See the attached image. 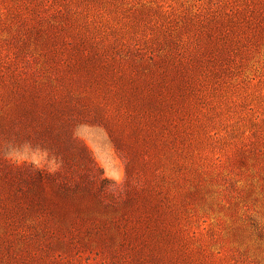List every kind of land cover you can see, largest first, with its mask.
<instances>
[{
	"label": "rangeland",
	"instance_id": "obj_1",
	"mask_svg": "<svg viewBox=\"0 0 264 264\" xmlns=\"http://www.w3.org/2000/svg\"><path fill=\"white\" fill-rule=\"evenodd\" d=\"M249 6L0 0V264H264ZM217 17L228 51L209 59L194 26ZM172 55L201 57L196 86Z\"/></svg>",
	"mask_w": 264,
	"mask_h": 264
},
{
	"label": "trees",
	"instance_id": "obj_2",
	"mask_svg": "<svg viewBox=\"0 0 264 264\" xmlns=\"http://www.w3.org/2000/svg\"><path fill=\"white\" fill-rule=\"evenodd\" d=\"M251 3L253 6H249L247 11L248 13L250 12V14L246 15L244 13V16H246L248 20H255L258 23L264 21V0H251ZM14 7V13L16 18H18V21H25L27 17L24 14L20 4L17 2L16 6ZM254 9L255 14L252 12ZM231 22H233L231 17H227L226 19L217 17L208 21H198V23L195 24V36L200 38V43L198 44L203 56L208 55L209 59L210 57L217 59V54H224L228 51V47L215 41L217 40V37L214 36L213 33L215 34L216 32H220L221 34V32H223L222 35L225 33L224 36H226L228 33V28L226 27L229 26ZM206 35L209 39H206ZM234 39L235 38L229 41L232 42ZM199 60L202 61L200 56H197L196 60H193V58H188L187 61H184L181 58H177L175 55H172L171 58H165L162 61L168 64H174V66L181 71L182 77L184 78V76H186L189 79L187 84L192 87L193 85L196 86L195 84H197V81H200L201 76L204 73V66L200 64L201 62H199V64L195 63V61L198 62Z\"/></svg>",
	"mask_w": 264,
	"mask_h": 264
}]
</instances>
